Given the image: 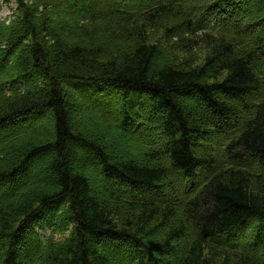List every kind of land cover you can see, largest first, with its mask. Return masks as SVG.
I'll return each mask as SVG.
<instances>
[{
	"label": "trees",
	"instance_id": "1",
	"mask_svg": "<svg viewBox=\"0 0 264 264\" xmlns=\"http://www.w3.org/2000/svg\"><path fill=\"white\" fill-rule=\"evenodd\" d=\"M33 1L0 26V264H264V0Z\"/></svg>",
	"mask_w": 264,
	"mask_h": 264
},
{
	"label": "rangeland",
	"instance_id": "2",
	"mask_svg": "<svg viewBox=\"0 0 264 264\" xmlns=\"http://www.w3.org/2000/svg\"><path fill=\"white\" fill-rule=\"evenodd\" d=\"M25 1V4L26 5H32V7L34 6V5H36L35 3H34V1L33 0H24ZM68 1V3L70 4V5H73L74 6V4L75 5H77V0H67ZM80 1V0H79ZM88 3V2H87ZM98 3H101V1H99L98 0ZM38 4V3H37ZM81 4L82 5H85L86 4V2L84 3L83 1H81ZM90 4V3H89ZM76 10H78V8L76 9ZM19 14H20V10H19V8H18V5H17V2H16V0H0V26H5V25H9L10 23H13L15 20H18V18H19ZM65 14V9H63V11L61 12V14H60V16H59V20L61 21V20H67V18H65L64 19V16L65 17H67L66 15H64ZM135 20V19H134ZM135 22V21H134ZM165 35H163V34H161V33H151L150 34V37H149V40L150 41H152L153 43H159V41L160 42H162V44L160 45V47L162 48V49H166L167 51L169 50V47H168V45H167V42H165V37H164ZM198 37H200V38H204L205 36H198ZM199 39V38H198ZM201 39H199V41H198V43H201ZM170 52H172V51H170ZM196 55L197 56H195V57H193V58H189V60H187V61H189V64H195V65H198V64H201V63H203V61H204V57H205V51H204V49H203V47L202 46H200L199 48H198V50H197V52H196ZM171 56H172V53H171ZM177 57V55H174L173 56V58H176ZM183 58H185V57H183ZM173 60V59H172ZM188 65V64H187ZM102 94H107V95H109L110 93H109V91H105V93H100V95H96V98H97V100L99 101V102H101V101H103L104 103L105 102H107V105L108 106H116V107H118V102L116 103V98L114 97V96H105V95H102ZM187 99H189V100H187V102L189 103V104H192V105H194L195 107H197V108H199V106L197 105V103H196V101H193V100H191L190 98H188L187 97ZM83 108H81L80 106H79V104H78V106H79V108L80 109H84V111H86V116H87V118H86V116H85V119L87 120V121H90V122H92V120L91 119H98V121L100 122V123H102V124H104V123H106L107 125H110V124H108L103 118H102V116H101V114H99V111L98 110H93V111H91V119L90 118H88V115L90 116V112H89V110H90V107L88 106V105H86V104H80ZM98 114V117L95 115V114ZM243 118V117H242ZM96 121V120H95ZM97 121V122H98ZM137 121H139V120H137ZM83 123H84V121H83ZM112 127V126H111ZM133 127H137V126H133ZM132 126L129 128L130 130H133L134 128H133ZM115 129V128H114ZM133 132H134V134H135V136H136V138L137 139H140V137H139V134H138V130L137 129H134L133 130ZM119 134V133H118ZM130 134V133H129ZM131 136V135H130ZM132 137V136H131ZM230 138H232V137H229V139ZM221 141V137L220 138H218L217 139V141H214V143L215 144H217L218 142H220ZM109 142L111 143V144H115L116 146L114 147V150H116V151H118V152H124V151H126V152H130L131 154H138V155H140V154H142V153H146L147 151H150V149L151 148H149L148 146H147V148L146 147H144V146H140L139 147V149H137L136 148V146H134V144L132 143V140H130L129 139V137H125V139L124 140H122V141H117V136H114V137H110V140H109ZM232 142L231 141H227V142H225V146H228V145H230ZM217 148V147H216ZM220 152H222V151H220ZM135 156V155H134ZM245 160L246 159H243L242 160V163H244L245 162ZM83 171H85L84 169H83ZM89 172H91V171H89ZM85 173L91 178V180H92V183H93V185L95 186V187H100L101 189H102V187L100 186V183H99V181H98V179H97V177H96V175L95 174H92V176L89 174V173H87L86 171H85ZM207 177V172L204 174V177H202L201 178V180H204V182H205V178ZM49 179H50V175L47 177V178H45V181L44 182H42V183H40V184H43V183H45V182H48L49 181ZM200 182V180H198L197 181V185H198V183ZM103 190V189H102ZM103 191H105V190H103ZM166 191L168 192V190L166 189ZM105 193H106V191H105ZM176 194V193H175ZM178 196V195H177ZM184 198H185V195L183 194L182 196H181V198H177V199H179V200H184ZM176 201H178V200H176ZM120 228H122V229H127L128 227L127 226H119ZM42 235V237H43V239H46L47 241H51L52 240V236H54L55 235V238L53 239V241H55V242H59V241H63V240H66L68 237H69V231H64L63 229H61L59 232H57V234H52L51 232H45V233H43V234H41Z\"/></svg>",
	"mask_w": 264,
	"mask_h": 264
},
{
	"label": "bare ground",
	"instance_id": "3",
	"mask_svg": "<svg viewBox=\"0 0 264 264\" xmlns=\"http://www.w3.org/2000/svg\"><path fill=\"white\" fill-rule=\"evenodd\" d=\"M142 193L145 194V195L151 196L150 194L146 193L145 191H143ZM188 193L190 195H192V196L194 195V193L192 191H190V190H188ZM189 200H191V199H189ZM186 202H187V200L182 201L181 205H184Z\"/></svg>",
	"mask_w": 264,
	"mask_h": 264
}]
</instances>
